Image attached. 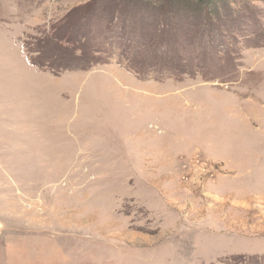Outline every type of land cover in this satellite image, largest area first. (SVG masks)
Here are the masks:
<instances>
[{"label": "rangeland", "instance_id": "obj_1", "mask_svg": "<svg viewBox=\"0 0 264 264\" xmlns=\"http://www.w3.org/2000/svg\"><path fill=\"white\" fill-rule=\"evenodd\" d=\"M0 0V264H264V0Z\"/></svg>", "mask_w": 264, "mask_h": 264}, {"label": "trees", "instance_id": "obj_2", "mask_svg": "<svg viewBox=\"0 0 264 264\" xmlns=\"http://www.w3.org/2000/svg\"><path fill=\"white\" fill-rule=\"evenodd\" d=\"M173 3H178L184 10L196 12L207 8L212 13H221V10L226 9L229 4L228 0H171Z\"/></svg>", "mask_w": 264, "mask_h": 264}]
</instances>
